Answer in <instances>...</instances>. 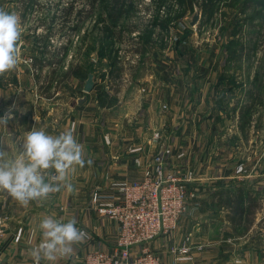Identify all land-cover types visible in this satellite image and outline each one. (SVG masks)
Listing matches in <instances>:
<instances>
[{"label": "crops", "instance_id": "0c3cea01", "mask_svg": "<svg viewBox=\"0 0 264 264\" xmlns=\"http://www.w3.org/2000/svg\"><path fill=\"white\" fill-rule=\"evenodd\" d=\"M18 4L0 0V8L17 15ZM46 23L21 21L18 66L0 76V117L6 111L14 116L7 128L0 126V141L11 143L9 155L15 156L16 144L33 127L52 135L74 127L77 141L85 145L86 159L93 164L77 166L70 173L74 192L62 189L46 202L33 201L27 207L10 198L0 200L6 229L0 264L32 262L30 250L42 238L39 222L52 214L65 222L75 217L77 227L88 234L84 243L74 245L70 257L56 264H84L90 251H111L119 226L93 209L92 191L99 188L104 198L116 197V188L139 178L159 150L167 155L169 171L178 174L185 186L199 191L179 229L151 244L164 264H264V230L256 227L260 215L244 212L241 222H235L233 208L224 205L240 190L259 193L264 188V142L260 144V129L254 136L252 117L256 113L251 111L260 97L244 68L248 59L243 51L235 55L241 65L235 67L233 54L203 51L197 32L173 35V47L161 42L141 47L143 52L149 50V56L128 72L118 67L114 58L104 57L105 77L113 79L104 80L103 86L96 78L94 90L79 104L85 95V81L71 74V58H60L63 47L51 46L49 36L35 33ZM69 23L65 22V27ZM161 27L171 28L168 22ZM175 29L179 32L178 26ZM54 31L57 34L58 29ZM151 40L142 38L145 44ZM189 41L197 52L187 55L184 48ZM164 51L167 56L161 54ZM30 54L34 55L32 63L25 61ZM174 57L189 63L170 67L168 59ZM163 103L168 104V111L162 109ZM154 130L161 131V143L153 141ZM190 171L194 172L192 178ZM187 238L205 247L195 249L193 260L176 263L171 247Z\"/></svg>", "mask_w": 264, "mask_h": 264}, {"label": "rangeland", "instance_id": "374dc122", "mask_svg": "<svg viewBox=\"0 0 264 264\" xmlns=\"http://www.w3.org/2000/svg\"><path fill=\"white\" fill-rule=\"evenodd\" d=\"M15 2L20 4L18 15L24 23L57 22L59 39L64 38L65 34H68L69 39L66 54L60 58L65 60L71 52L73 54L71 61L74 64L80 63L86 69L90 67L91 72L95 73V80L98 79L100 81L98 83L103 86L106 84L104 80L108 83L113 79L110 75L105 77L104 69L107 62L103 61L104 57L109 60L116 59L117 51L129 44L132 34L129 30L134 27L141 32L139 35L141 39L151 38L159 33L160 29L168 31V35L179 37L198 32L200 38L197 39L203 40L200 44L203 51L206 50L209 54L213 51L233 54L235 67L241 66L236 56H240L243 51L245 59H248V62H244V68L248 69L249 81L255 86L260 97L252 104L251 111L256 113L252 117L254 121L252 129H255L254 136L260 129V144L264 142V0H127L125 16L113 25L112 29H108V23H105L110 21V18L107 21L108 0H97L94 6H91L89 0H15ZM198 10L201 12V18L196 31L191 26L184 31L183 29L175 31L179 24H187ZM65 22H70L67 27ZM163 22L164 24L168 22L172 29L162 28ZM60 24L63 28L59 26ZM119 31L124 32V36L116 37L113 32ZM150 44L155 45V41L151 40ZM190 52H197L191 41L184 48L185 54L189 55ZM168 61L170 67L177 62L189 63L188 60L176 57ZM109 65L112 63L109 62ZM85 80L86 78H82V81ZM250 154L252 158V153ZM252 192V196L258 202V206L252 208V212L260 215L256 227L257 230H264V188L260 189L259 193Z\"/></svg>", "mask_w": 264, "mask_h": 264}, {"label": "built area", "instance_id": "2783aa9c", "mask_svg": "<svg viewBox=\"0 0 264 264\" xmlns=\"http://www.w3.org/2000/svg\"><path fill=\"white\" fill-rule=\"evenodd\" d=\"M56 23L47 22L39 26L35 33L49 36L51 46L65 47L69 41L68 34L58 39L54 31ZM189 27L188 23L178 25V29L183 31ZM193 29L196 31L197 26ZM159 31L152 36L155 45L145 44L139 37L141 35L139 30L130 31L132 34L129 44L125 45L126 48L121 47L117 51L115 59L117 66L128 72L141 63L144 56H149V50L143 52L141 47L158 46L159 42L170 45L173 35H168V31L164 29ZM165 53L164 51L161 54L167 56ZM64 55L65 52H62L60 57ZM68 57L72 58L73 54L70 52ZM25 61L32 63L34 55L30 54ZM142 90L145 91L144 88ZM161 107L165 111L170 109L166 103ZM152 139L161 143V131L154 130ZM193 174V171L188 173L190 178ZM116 190V197L110 198H104L99 188L92 191L93 209L114 220L119 226V232L111 251L101 249L90 251L85 256L84 264H164L160 253L154 250L151 244L158 237L174 234L179 229L182 216L188 211L190 204L199 197V191L185 186L178 174L169 171L167 155L162 150H159L145 165L139 178L119 185ZM3 217L0 212V250L4 248L6 239ZM204 247L203 244H193L187 238L174 244L171 252L176 263L185 262L194 259L195 249L202 251ZM17 264H34V261Z\"/></svg>", "mask_w": 264, "mask_h": 264}, {"label": "clouds", "instance_id": "9594fccd", "mask_svg": "<svg viewBox=\"0 0 264 264\" xmlns=\"http://www.w3.org/2000/svg\"><path fill=\"white\" fill-rule=\"evenodd\" d=\"M21 38L20 17L0 8V76L17 68ZM12 119V112L6 111L0 117V126L7 128ZM74 133V127L57 135L33 127L16 144L18 154L15 156L9 155L12 144L5 145L0 141V200L10 198L27 207L33 201L46 202L62 189L76 191L70 173L77 166H91L93 161L86 159L85 145L77 141ZM77 224L75 217L66 222L63 218H55V214L43 217L38 225L42 238L29 253L34 264H41L42 261L44 264H56L59 259L70 257L74 245L84 243L88 236Z\"/></svg>", "mask_w": 264, "mask_h": 264}, {"label": "trees", "instance_id": "16d2710c", "mask_svg": "<svg viewBox=\"0 0 264 264\" xmlns=\"http://www.w3.org/2000/svg\"><path fill=\"white\" fill-rule=\"evenodd\" d=\"M91 6L96 5L97 0H89ZM109 4L106 5V8L108 9V16H107V21L108 19L111 21L105 22L108 23V29L111 28L113 25H116L118 21H120L126 13V2L127 0H108ZM136 27L130 29L129 31H134ZM125 30V29H124ZM115 33V36L120 38L124 36V32H113ZM62 50L64 52L67 51V47H63ZM62 60L56 61L57 63H60ZM70 71V70H69ZM91 68L88 67V69L85 68V66L81 65L80 63L74 64L73 68H71V74L76 76V77H81V78H87L88 74L91 72ZM66 74H69L67 72ZM66 74L63 76L65 77ZM241 193L237 194L233 198H228L225 202L226 205H230L233 209V221L235 222H241V216L244 212L247 213H252V208L258 206V202L256 198L252 196L253 192L252 190H240ZM248 201L247 206H245V202ZM246 221L252 222V219H248Z\"/></svg>", "mask_w": 264, "mask_h": 264}, {"label": "water", "instance_id": "95a60500", "mask_svg": "<svg viewBox=\"0 0 264 264\" xmlns=\"http://www.w3.org/2000/svg\"><path fill=\"white\" fill-rule=\"evenodd\" d=\"M200 18H201V12L198 10V11H196L194 17L189 20L188 24L191 27H195V26L198 25ZM95 85H96L95 73L94 72H90L88 74L86 80H85L84 87H83V90L86 93H85L84 96L79 98V100H78L79 104H83L86 101L87 94L93 91Z\"/></svg>", "mask_w": 264, "mask_h": 264}]
</instances>
